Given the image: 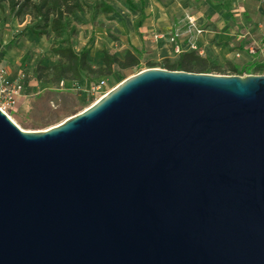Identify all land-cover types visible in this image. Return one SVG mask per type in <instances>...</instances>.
Here are the masks:
<instances>
[{
	"label": "water",
	"instance_id": "95a60500",
	"mask_svg": "<svg viewBox=\"0 0 264 264\" xmlns=\"http://www.w3.org/2000/svg\"><path fill=\"white\" fill-rule=\"evenodd\" d=\"M0 264H264V76L145 70L42 132L0 114Z\"/></svg>",
	"mask_w": 264,
	"mask_h": 264
},
{
	"label": "rangeland",
	"instance_id": "374dc122",
	"mask_svg": "<svg viewBox=\"0 0 264 264\" xmlns=\"http://www.w3.org/2000/svg\"><path fill=\"white\" fill-rule=\"evenodd\" d=\"M127 1L130 2L129 10L123 6L121 0H79L85 15L89 9L94 8L93 12L90 10L88 22L82 23L83 12L77 16L72 15L66 21L64 32L68 38V47L72 52H77L80 49L94 51L91 50L94 47L95 51L101 50L100 53L106 50V54L112 58L110 53L112 50L119 49L122 43L125 45L123 49H130L129 45H137L136 48L149 47L141 42L144 36L152 32L166 34L169 30L181 25L183 19H191L199 26L202 33L198 43L203 46H196L199 58L208 62V69L212 68L216 71L209 72L208 76L233 79L264 76V68L262 69L257 63L248 65L247 59L250 56L240 54L239 51L244 49L243 46L236 47L233 44L229 49L226 47V44L236 40L232 35H228V31L225 29L215 31L211 28V23L217 22V17L204 16L201 11H198L200 4L198 0ZM30 25L26 18L9 19L5 16L4 8L1 7L0 70L5 79L10 82L18 81L19 77L22 78L20 83L22 100H19L14 110L6 111L4 116L9 123L23 133L42 132L44 129L57 126L62 120L87 109L98 99L86 96L84 94L85 87L91 86L97 81L102 82L104 92H108L116 84L138 72L160 71L163 63L172 65L175 61V58H171L168 52L158 58L153 53L145 52L146 50L140 54L127 50L118 56V62L126 66L133 61L136 63V70L120 72L111 69L108 77L86 76L85 81H82L78 86L81 93L77 95L54 92L53 88L49 86L38 87L31 82V72L35 66L40 69L50 68L55 64V59L49 53L50 35L44 32V36L34 39L24 33ZM218 42L226 43L216 45L215 43ZM100 53L95 54L89 60L85 58V64L90 70L101 69L97 58ZM257 68L259 71L256 70ZM230 69L235 71L233 75L229 73ZM244 69L247 72L241 74ZM24 90H26V96ZM48 122L54 123L43 130L30 128Z\"/></svg>",
	"mask_w": 264,
	"mask_h": 264
},
{
	"label": "trees",
	"instance_id": "16d2710c",
	"mask_svg": "<svg viewBox=\"0 0 264 264\" xmlns=\"http://www.w3.org/2000/svg\"><path fill=\"white\" fill-rule=\"evenodd\" d=\"M121 1H123V6L129 10V1ZM1 7L4 8L5 16L9 19H28L31 25L24 33H27L30 37L34 39L41 38L45 35L44 32L51 37L49 53L55 59V64L50 68L42 69L35 66L31 72L33 85L54 88L58 82H64L74 83L79 86L82 81H85L86 76L94 78L108 77L111 69L122 72L130 69L136 70L137 68L136 63L133 61L129 65L124 66L113 60V58L100 53L99 65L101 69L93 71L85 64L86 54L83 49L76 53L72 52L70 47H68V38L65 35L64 28L66 21L72 15H80L82 13L83 8L79 0H0V9ZM93 8L90 10L92 11ZM56 47L58 48L54 50ZM207 65L208 62L206 60L196 58L192 54L179 55L175 57L172 65L163 63L160 70L166 73L201 76L207 75L211 71L216 72L212 68L208 69ZM256 70L259 71V68ZM229 71L231 75L235 73L232 69ZM246 72V69H244L241 74ZM24 93L26 96V90H24ZM53 123L48 122L38 127L31 126L30 128L43 130Z\"/></svg>",
	"mask_w": 264,
	"mask_h": 264
},
{
	"label": "crops",
	"instance_id": "0c3cea01",
	"mask_svg": "<svg viewBox=\"0 0 264 264\" xmlns=\"http://www.w3.org/2000/svg\"><path fill=\"white\" fill-rule=\"evenodd\" d=\"M198 1L200 2L198 11H201L204 16L217 17V22L213 21L210 25L211 28H213L215 31H218L219 29H225L226 31H228L229 33L228 35H232L234 37V40H236L226 44V47H228L229 49V47L231 48L233 44L236 47L243 46L244 49H241L239 52L244 56L247 57L250 56V58L248 57L247 59L249 61L248 65H253L254 63H257V65L262 67L261 64L264 63V0H198ZM82 12L84 17L82 23H85V21H87L89 18L90 9L86 12V15L84 11ZM194 24L197 26V28L199 27L196 23ZM171 31L172 30H169L166 34L160 32L159 33L152 32L144 36L141 39V42L145 43L149 47L136 48L137 45L131 46L129 45L128 42L127 44L131 48L123 49L125 45L122 43L119 49L112 50L110 54L113 60H116L117 62H118V56L122 52H126L127 50L129 51L131 50L137 54H140L141 52L146 50L145 52L153 53L158 58L163 57L164 55H166L168 50L165 47H161V46L150 47L152 45L148 43V37L151 34H157V35L160 34L162 36H166ZM198 40H196L195 45L197 47H202L203 44H199ZM224 43L226 42H218L215 44L218 45ZM91 50L94 51H89V50L86 51V49L84 51L86 54L85 58H88V60L91 57H94L95 54L101 52V50L95 51L94 47ZM103 51H104L103 54L109 57V55L106 54V50ZM248 51H250L249 55H247ZM99 56L100 55L97 56L98 61H99Z\"/></svg>",
	"mask_w": 264,
	"mask_h": 264
},
{
	"label": "built area",
	"instance_id": "2783aa9c",
	"mask_svg": "<svg viewBox=\"0 0 264 264\" xmlns=\"http://www.w3.org/2000/svg\"><path fill=\"white\" fill-rule=\"evenodd\" d=\"M202 36L199 28L193 23L191 19H183L181 25L173 28V30L166 36L151 34L148 37V43L153 47H165L171 58L179 55L192 54L199 58V52L196 51V40ZM250 51L247 52V55ZM264 68V63L261 64ZM19 81V83H18ZM18 81L10 82L5 79L3 72L0 70V114L4 116L6 111L14 110L19 100H22L20 94V86L22 78ZM103 84L100 81L93 83L91 86L85 87L84 94L88 97H95L100 99L105 93ZM54 92H62L68 94H79V88L76 84L58 82L53 88ZM5 117V116H4Z\"/></svg>",
	"mask_w": 264,
	"mask_h": 264
},
{
	"label": "bare ground",
	"instance_id": "6f19581e",
	"mask_svg": "<svg viewBox=\"0 0 264 264\" xmlns=\"http://www.w3.org/2000/svg\"><path fill=\"white\" fill-rule=\"evenodd\" d=\"M97 101V100H96ZM94 103V102H93Z\"/></svg>",
	"mask_w": 264,
	"mask_h": 264
}]
</instances>
